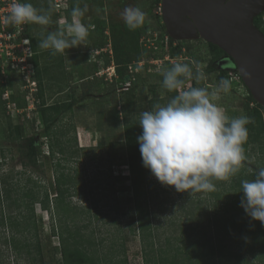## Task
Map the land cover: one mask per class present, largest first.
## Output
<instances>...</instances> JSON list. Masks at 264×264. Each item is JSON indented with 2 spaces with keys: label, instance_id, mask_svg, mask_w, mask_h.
Returning <instances> with one entry per match:
<instances>
[{
  "label": "rangeland",
  "instance_id": "374dc122",
  "mask_svg": "<svg viewBox=\"0 0 264 264\" xmlns=\"http://www.w3.org/2000/svg\"><path fill=\"white\" fill-rule=\"evenodd\" d=\"M123 1L125 3L120 5L121 0H27L37 9H51L50 23L43 26H21L26 38L22 35L17 38H0V264H30L31 258H40L37 255V246L41 249L44 264H63L59 239L52 234L53 224L57 227L58 217H52L49 211L40 206L42 201H46L55 213L57 177L64 191L67 187L70 192L68 195H72L66 200L73 209V215L67 217L66 228L80 236V245L87 248L90 259L98 261V264H147V261L152 264L155 253L159 255L160 251L169 259L178 252L186 257L190 251L189 244L193 242L201 247L191 252L193 256H197L196 259L193 262L186 261V264H220L222 258L219 255V245L227 253L233 251L235 256L232 259H239L241 264H264V239L259 242L254 234H246L243 237H248L245 241L247 247L242 249L240 225H233L230 220L229 223L226 222L228 225L224 222L217 228L207 220L209 217V221L217 224L215 220H223L227 215L221 213V208L216 210V205L223 203V190H227V196L231 198L223 206L232 212L231 206L235 202L232 197L242 200L241 181L255 178L253 171L264 167L263 155L248 146L245 154L247 161H242L247 166L242 165L235 176L214 180L215 194L197 193L194 197H190L187 192L180 193L173 187L164 186L151 172L146 175L142 171L144 166L137 143L142 129L136 125H128L126 121L134 123L136 118L125 107H132L139 117L141 112L153 108L155 104L151 105L150 100L154 95H158V99L162 101L158 104L167 103L174 95L162 86V70L168 67L167 64L189 61L204 69L210 61V53L208 45L201 39L184 41L191 44L192 49L187 56L183 54L181 59L174 56L178 59L175 60L167 55L169 50L162 48L157 38L153 37L148 42L146 39L149 36L141 38L140 33L146 31L144 34H147L150 30L157 29L161 20L151 16L152 1ZM77 4L81 8L85 5L88 7L83 18L86 24L107 16L109 27L101 28V35L97 33L98 30L90 28L89 37L82 45L65 50L63 54L53 56L50 51L39 49L38 42L42 37L63 27L61 20L65 24L70 22L71 18L67 15L71 11L68 9ZM107 4L111 6L108 7ZM128 6L139 7L147 14L144 25L135 31H130L121 19L123 9ZM102 21L104 23L105 18ZM262 21L264 22V13ZM23 39L27 40L32 54L27 59V49L21 46ZM97 40H102L105 46L103 50L92 55L94 51L90 47ZM9 44H20V47L16 46L11 50L8 48ZM137 47V53L141 57L139 63L142 65L151 63L152 60H161L162 63H151L155 68L149 69L142 80L138 81V78L133 77L132 81L140 83V87L133 89L129 74L139 64H128L126 60L136 52ZM105 53L112 60L109 67L104 62ZM35 54L38 56L44 99L48 105L69 101L72 95L81 97L82 83L91 84L93 79L97 82L94 86H88L93 97L79 99L70 112L60 116L52 129L56 133L53 138L51 135L45 136L44 122L39 111L40 101L35 97L39 89L35 80L37 71L30 62ZM163 54L165 57H162ZM12 56H15V61ZM115 56L122 59L120 64L116 62ZM166 58L174 62L171 63ZM219 63L226 65L225 67L231 64L226 56ZM96 64L103 67L100 66L95 74ZM127 66L129 67L126 68ZM133 73L135 75L136 72ZM217 76L216 72L207 76L199 84L200 87L214 89L218 84L214 82V77ZM188 85L194 86L191 82ZM242 89V93L248 95L246 89ZM229 92L220 93L214 103L230 119L244 116L243 96L238 95L232 85ZM220 102L222 105H219ZM117 112L123 119L119 125L114 120ZM15 127H18L21 135L19 142L12 138ZM29 136L35 137L38 145L41 144V149H38V165L35 168H26L23 165L17 148L22 139ZM128 136L134 139L129 142L130 149L126 146ZM53 143L54 154H51L49 148ZM59 148H62L61 152ZM146 180L154 185L151 188L152 193L149 194V198L154 199V203L150 205L153 214L151 230L154 235L150 240L153 239L151 244H154V248L148 246V243L144 244L141 239L132 203L134 187L140 186ZM236 183L240 186L237 187ZM219 193L221 198L218 200L222 199L221 201L212 196ZM27 194L32 195L34 203L35 228L26 218L30 214L27 203L31 202V198H25ZM235 205L240 218L245 211L241 202ZM249 223L247 219H242L241 226L244 231L248 230ZM228 231H234L233 235L230 236ZM181 254L180 259L183 258ZM239 254L241 257L238 258Z\"/></svg>",
  "mask_w": 264,
  "mask_h": 264
},
{
  "label": "clouds",
  "instance_id": "9594fccd",
  "mask_svg": "<svg viewBox=\"0 0 264 264\" xmlns=\"http://www.w3.org/2000/svg\"><path fill=\"white\" fill-rule=\"evenodd\" d=\"M87 12V5L81 8L77 4L71 10L70 22L65 24L61 20L63 27L42 37L38 48L55 56L82 45L91 28L83 20ZM50 13L51 9H37L27 0H15L4 20L15 26H43L50 23ZM146 15L139 7L128 6L123 9L121 19L130 31H135L144 25ZM225 68H233V63ZM162 77L163 88L176 94L167 103L155 104L151 110L139 114L142 134L137 143L143 166L162 185L187 192L190 197L214 191V180L240 172L246 159L244 146L251 118L230 119L214 103L220 93L230 91L229 80L221 79L212 90L189 86L188 81L199 84L206 79L202 67L195 62L191 65L175 62L162 70ZM241 189V207L252 220L264 224V167L255 172L254 179L242 180Z\"/></svg>",
  "mask_w": 264,
  "mask_h": 264
},
{
  "label": "trees",
  "instance_id": "16d2710c",
  "mask_svg": "<svg viewBox=\"0 0 264 264\" xmlns=\"http://www.w3.org/2000/svg\"><path fill=\"white\" fill-rule=\"evenodd\" d=\"M97 1L99 2L101 0H97ZM102 1L104 2V0H102ZM124 3L125 2L123 0H121L120 5H123ZM111 4H109V5L107 4V6L110 7ZM101 8H100V10H101ZM67 16L70 18L69 13ZM102 18L103 19L105 18V22L107 20V24L109 27L108 17L105 16ZM102 18L96 19L93 22H89L90 25L95 26V30H98L97 33L100 35L102 34L100 29L101 28L105 29V24L103 23ZM254 22H255V26L257 27V29H259L264 34V22L262 21V14L260 16H258ZM153 31H162V33H163V32H165V27L162 24H158L157 29H153ZM145 32L146 31H143L142 33H140L141 38L147 36V34H144ZM24 33H23V35H24ZM23 35H22V37L26 38V36L25 35L23 36ZM173 42L174 41L170 39V47L168 49L169 51L166 52L167 55H169L171 57L180 56L182 54L183 48L186 49L184 56H187L188 52H190L192 49V45L189 44L188 42H178L177 46H175V47L173 46ZM207 45H208V49H209L208 51L210 53V61L208 62V66L204 70L208 75L211 74L212 72L213 73L218 72L219 76H217L216 78L218 81H220L221 79H224L226 77V74H227L223 69L224 66H221L219 63V61L224 56H226V54L214 45H211V44H207ZM104 46H105V44L102 40L101 41L97 40L96 42H94L93 45L90 47V49L94 51L92 53V55L95 54V52H97V51L99 52V51L103 50ZM90 49L88 48L87 50H90ZM137 50H138V47L136 49V52H134V54H131L130 58L126 60V62L128 64L140 62L141 57H140V55H138ZM164 54H165V52H164ZM164 54L162 55V57H165ZM86 56L89 57V54H86ZM104 57H105L104 62L106 63V66L109 67L112 60H111V58H109V55L107 53L104 54ZM98 58H100V57H98ZM226 58H228L232 62V60L229 57L226 56ZM103 60H104V58H103ZM115 60L118 64H120V62L122 61V59L117 57V56H115ZM30 62L34 65V67L37 71V78L35 77V80L38 83L39 89L36 91L37 93H35V97L37 100L40 101L39 111L41 114V118L44 122V130L43 131L46 134L45 135L46 137L51 135L50 137L53 138V136L56 137V135H55L56 133L52 132V129L54 128L56 123L59 121L60 116L67 113V112H70L72 110L73 106L79 101V99L81 100L83 98L93 97L94 95L91 93L90 90H88V88H89L88 86H90V85L94 86L95 84H97V82L93 79L91 81V84L82 83V85H81L82 96L81 97H75L74 95H72V97L70 98L69 101H65L61 104L54 103V104L48 105L44 99L43 82L40 79L38 56L35 54L30 59ZM183 63H189L190 65L192 64L189 61H185ZM167 65H168V67L171 66V64H169V63ZM100 66L101 65H99V64H96V66L94 65V70L96 71L95 74L97 73ZM101 67H103V66H101ZM128 67L129 66H127L126 68H128ZM151 68H155V66L153 67L150 62L145 63L142 67H138V70H139L138 73H135V75H134V73L131 72L129 74L130 82H131V84H133V89L138 88V86L140 87V83H136L135 81H132L133 77L138 78V81L142 80L144 77V74ZM1 78H2V76L0 74V79ZM105 81H108V80L105 79ZM188 82H191L194 85L193 87H196L195 80H191ZM209 83H211V81ZM246 91H247L248 96L245 99L246 101L242 103V107L244 108V110L246 112H248L249 117L251 118V122L247 125L248 141L244 146L245 147V154L248 152V149H247V148H249L248 146H251L253 148L254 152L264 156V128L262 127L261 112H260L261 110H263V107L260 106L259 104H257L253 100V98L251 97V95L249 94L247 89H246ZM173 94L175 95L176 93H173ZM174 95H172V96H174ZM150 102H151V105H153V104H158L162 101L158 99V95H154L153 98L150 100ZM251 104H255L256 108L254 107L253 109H250L249 106ZM125 109L128 110L132 114V116L136 118V121H134V123H132V121L130 123H129V121H126L128 123V125L129 126H135L136 125L139 127V117H137V115L134 113L135 111L132 109V107H125ZM250 110H252V111H250ZM121 119H122V116H120V114L117 112L115 114V118H114L117 125L121 124ZM126 120H128V119H126ZM140 132H141L140 133V135H141L142 131L140 130ZM12 138L15 142L20 141L21 135H20L18 127L13 128ZM132 140H134V139H131L129 136L126 139V142H127L126 146L129 149H130V143L129 142H132ZM21 144L18 145L17 148L20 151V155H21L23 165L26 168L27 167H32V168L37 167V165H38V160H37L38 159V149L39 148L41 149V147H40L41 144L38 145L36 138L33 136L23 138ZM56 145H57V143H56ZM49 150H51V152H50L51 154H54V143L52 145H50ZM61 151H62V148H59V152H61ZM131 161L133 162L132 159H131ZM246 161H247V157L243 161V163L244 162L246 163ZM132 162L130 164L131 167L133 164ZM243 163H242V165H243ZM242 165H241V167L247 166L246 164H244L243 166ZM262 167L263 166H261L259 168H262ZM142 171L146 175L150 174V171L148 169H146L145 167H144V169H142ZM133 172H134V169H133ZM253 172L255 175V171H253ZM56 182H57L56 190L58 193L57 196L55 197V200H54V204L56 206L55 207V213L56 214L53 212L54 211L53 208H50L46 201H42L40 203V206L43 209H45L46 211H49L51 213L52 217L56 216V215L58 217L57 221H56L57 224L55 223L57 225V227L53 224L52 234L54 237H57L59 239V243L61 246L62 263L63 264H92V263L98 264V261H92V259H90V257L88 256V252L86 251L87 248L80 245V244H82V242H80V236L75 234V233H72L71 231L68 230V228H66V226H67L66 224L68 222L67 217H69L70 215L71 216L73 215V209L70 208V202H66V200L68 197H70L72 195H68L69 188L66 187V189L64 191L62 183L58 177L56 178ZM151 183L152 182L150 180H146L140 186L134 187V190H133L134 197L132 199V203H133L134 208H135L134 212H135V216H136L137 229H139L141 231V239H142L144 244L148 243V246H151L154 248V244H151L153 242V239L150 240V238L154 236L152 233V230H151V222L153 220V214L151 213V208H150L151 203H154L153 202L154 199L149 198V194L152 193L151 188L154 187V185H151ZM239 186H240V184H237V187H239ZM7 189H9L8 185H7ZM222 192H223L222 194L224 197L223 200L222 199L218 200L219 198H221L220 193L218 195H212V196H215L218 201L222 200V202H223V203H218L216 205V210H217V208H221V213L227 214V215L223 218V220L222 219L221 220L220 219L215 220L217 224H215L214 221H209L210 219H209V217H207L208 222H210L211 224H214L215 226H217V228H219V225L221 223H224V222L229 223L230 220H232L233 225H238V226L240 225V227L242 228V230H241L242 231V234H241L242 235V242H241V244H242L241 248L242 249L244 247H247L245 245V241L247 240L248 237L246 239L243 237L246 234H248L250 236H253V234H254L257 238H259L258 241L262 242L261 240L264 239V224H261L259 221L252 220L247 215L246 212L242 216H240V218H239L238 215L240 213H239L238 209L236 208L237 205H235V204L237 202H241V200L238 201L237 197H235V198L232 197L235 200V202H233L232 206H231L232 212H229V209L224 207L223 205H224V203H226V200L227 201L231 200V198H229V195L227 196V190H223ZM210 194H215V191H210ZM7 196L8 195L6 192V197ZM25 198H27V200H28V198H31V202L29 204L27 203V210L30 214L29 215L27 214L28 216H26V218H27V221L29 220V222L32 223L33 227L35 228L36 222H35V216H34V209H33L34 203L32 200V195L27 194ZM45 198L48 199L49 197H45ZM221 206H223V207H221ZM227 217H229V219H226ZM63 218H64V221H62ZM243 218L247 219V221L250 222L249 223L250 225H248L247 231H244V228L241 226V222H242ZM65 229H66V232H65ZM227 233H229L231 236V235H233L234 231H228ZM146 240L148 242H145ZM255 243H257V241ZM189 247H190L189 248L190 251L187 253L186 257H184L181 253L178 252L174 257L169 259V258H166L165 256H163L164 253L162 254L161 251L159 252V255L157 253H155V256L152 260V264H186L185 263L186 261H189V262L192 261L193 262V260L196 259L197 256H193L191 252L197 250V248H200L201 245L193 242V243L189 244ZM90 248H91V246L88 247V249H90ZM218 248H219V255L222 258V260H221L222 264H241V261L239 259H238V261H235L232 259V256H235L233 251H229V253H227L224 251V247H221V245H219ZM40 251H41L40 247L37 246V255L40 258L39 259L38 258L37 259L31 258L30 264H44ZM180 254L183 256L182 259L179 258ZM239 257H241L240 254L238 255V258ZM99 259H100V257L98 258V260ZM224 260H225V262H224ZM147 264H148V261H147Z\"/></svg>",
  "mask_w": 264,
  "mask_h": 264
},
{
  "label": "water",
  "instance_id": "95a60500",
  "mask_svg": "<svg viewBox=\"0 0 264 264\" xmlns=\"http://www.w3.org/2000/svg\"><path fill=\"white\" fill-rule=\"evenodd\" d=\"M161 5L169 37L218 47L264 108V34L254 22L264 13V0H162Z\"/></svg>",
  "mask_w": 264,
  "mask_h": 264
},
{
  "label": "built area",
  "instance_id": "2783aa9c",
  "mask_svg": "<svg viewBox=\"0 0 264 264\" xmlns=\"http://www.w3.org/2000/svg\"><path fill=\"white\" fill-rule=\"evenodd\" d=\"M14 2H15V0H0V23H1L0 29H1V33H2L0 35V38L1 37L2 38L4 37V39H5L6 36H9V38H17V37H20L21 35H23V33H24V28L23 27H21V26H15V25H12V24L9 27V23H6V21L4 20V17L9 14V6L12 3H14ZM63 5H66V2H63ZM57 7H58V5H57ZM150 13H151V16L154 17V18H156V19H161L162 18V5H161V0H152L151 7H150ZM91 28L92 29H95V26L94 25H91ZM147 36H149V37H148V39H146V42L152 40V38L154 37V39L157 38L159 40L160 44L162 45V48L164 47L165 49H168V47H169V37L166 34H162L161 33V36L162 37L160 38L159 37L160 36V33L159 32H157V31H149L147 33ZM1 43L2 42H1V39H0V44ZM16 46H19L20 47V44H9L8 45V48H10L11 50H13V49H15ZM21 46H23V47H25V49H27V53L25 54V59H27L28 57H30L32 55L27 40H24L23 39ZM108 48H110V47H108ZM12 60L15 61V56H12ZM19 60H21V59H19ZM166 60H169V59L166 58ZM169 61L173 62L172 60H169ZM151 63L152 64H161L162 62H161V60H157V61L152 60ZM138 64H139L138 65L139 67H142L143 66L142 63H138ZM130 72H136V73H138L139 71H138V68H137L134 71H130ZM2 73H4V71H2ZM224 79H227V80H229L231 82V85L233 86V88L238 91V95H242L243 96L244 100H242V102H245L246 101L245 99H246V97L248 95L242 93L243 92V89H242L243 88V83L241 81L240 76L237 73H235L234 71H230V72H228L226 74V77ZM214 82L215 83H218L219 82L216 79V77H214ZM199 84H201V82ZM199 84H197V87H200L201 86ZM227 94H230V92L227 93ZM219 105H222V103L220 102ZM249 107H250V109H253L254 107L256 108V105L253 104V105H251ZM242 110H243L244 116H248L249 117L248 112H246L243 108H242ZM250 111H252V110H250ZM260 112H261V123H262V127L264 128V110H261Z\"/></svg>",
  "mask_w": 264,
  "mask_h": 264
},
{
  "label": "bare ground",
  "instance_id": "6f19581e",
  "mask_svg": "<svg viewBox=\"0 0 264 264\" xmlns=\"http://www.w3.org/2000/svg\"><path fill=\"white\" fill-rule=\"evenodd\" d=\"M101 1H102V0H101ZM71 9H72V8L68 9L69 12L71 11ZM89 22H91V21H89ZM104 24H107V23L104 22ZM159 24L164 25V23H163V13H162V18H161V20L159 21ZM107 25H108V24H107ZM106 27H108V26L105 25V28H106ZM152 30H153V29H152ZM152 30H150V31H152ZM157 32L160 33V36H159V37L161 38V37H162V36H161L162 31H157ZM162 34H166V35L169 37V35L167 34L166 30H165V32H163ZM170 39H171V38L169 37V47H170ZM171 40H173V39H171ZM173 41H174V42H173V46H174V47L177 46V43H178V42H184V41H176V40H173ZM169 47H168V49H169ZM168 49H167V50H168ZM185 52H186V49L183 48L182 54L179 56L180 59L182 58V56H183V54H184ZM174 58H175V60H178V59H176L177 57H174ZM173 62H174V61H173ZM173 62H171V63H173ZM207 66H208V64L206 65V67H207ZM221 66H223V65H221ZM206 67H205V68H206ZM205 68H204V69H205ZM204 69H203V70H204ZM223 69H224V71H225L226 73H228V72H230V71H234L235 73H237V74L239 75L238 71L235 70V69H233V68H225V67H223ZM204 72H205V70H204ZM212 73H213V72H212ZM212 73H211V74H212ZM216 73H217L218 76H219V73H218V72H216ZM205 74H206V78H207V76H210V75H211V74L208 75L206 72H205ZM239 76H240V75H239ZM240 78H241V77H240ZM216 79H217V78H216ZM207 80H208V79H207ZM241 81H242V79H241ZM242 83H243V82H242ZM209 86H210V85H209ZM243 88L246 89L244 83H243ZM251 105H253V104H251ZM251 105H250V106H251Z\"/></svg>",
  "mask_w": 264,
  "mask_h": 264
},
{
  "label": "flooded vegetation",
  "instance_id": "af4514ba",
  "mask_svg": "<svg viewBox=\"0 0 264 264\" xmlns=\"http://www.w3.org/2000/svg\"><path fill=\"white\" fill-rule=\"evenodd\" d=\"M152 1V0H151ZM202 40V39H201ZM205 42V41H204ZM206 43V42H205ZM206 44H208V43H206ZM24 160V159H23Z\"/></svg>",
  "mask_w": 264,
  "mask_h": 264
}]
</instances>
